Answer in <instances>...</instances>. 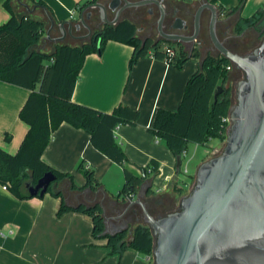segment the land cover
Segmentation results:
<instances>
[{
    "label": "crops",
    "instance_id": "obj_1",
    "mask_svg": "<svg viewBox=\"0 0 264 264\" xmlns=\"http://www.w3.org/2000/svg\"><path fill=\"white\" fill-rule=\"evenodd\" d=\"M5 1L0 0V24L11 17L10 11L4 6ZM43 1L52 9L53 15L46 7L31 0H13V3L19 12L44 17L49 26L48 12L54 17L56 25L51 29L50 37L46 36L53 47L59 42L55 38L62 34L58 24L64 20L76 22L80 11L91 2ZM109 1L104 0L106 3ZM214 3L224 10V20L236 19L233 30L235 37L240 38L248 31L253 35L254 43L260 41L264 32V17L254 24H247L243 19H252L257 16L258 10H264V0H246L242 5L241 0H215ZM88 12L93 13L89 18ZM114 13L110 11L109 15L114 16ZM85 18L92 32L104 25L98 8H87ZM88 31L85 27L74 29L72 33L66 34L64 40L72 43L88 40L91 36L82 37ZM244 49H247L246 46H241L239 51ZM133 50L134 47L129 43L108 40L103 52L88 54L76 83L73 100L104 112L113 111L121 103L140 111L137 124L119 125L115 136L129 160L126 166L135 174L142 175V167L152 168L153 161L157 162L159 173L149 175L152 193L157 191L167 197L170 187H174V184L183 187L181 181L186 179L179 177L176 156L151 127L158 109H178L188 80L201 66V57H190L178 68L168 61L146 56L130 67ZM30 93L31 89L27 87L0 79V147L12 154L18 151L30 127L20 117ZM90 138L88 131L69 122L61 123L54 131L42 159L58 171L72 174L78 188H72L69 178L62 179L54 187L63 191L66 203L70 206L100 203L107 219V233H113L123 225L142 221L144 215L138 205L131 206L121 216L112 217L122 214L126 207L124 202L128 199L117 197L125 182L124 167L97 149ZM81 161L87 168L94 170L100 182L96 189L85 187L86 176L78 167ZM192 176L190 174L189 178ZM4 185L0 182V264H151L148 255L134 248L116 252L108 245L107 238H95L93 221L88 214L71 210L58 215L61 198L51 192L42 197L19 198L11 191L10 185L7 188ZM138 193L132 197L136 198ZM152 193H144L142 199L146 203L154 200ZM117 200L123 204L117 205ZM162 206L158 203L151 208L160 212Z\"/></svg>",
    "mask_w": 264,
    "mask_h": 264
},
{
    "label": "trees",
    "instance_id": "obj_2",
    "mask_svg": "<svg viewBox=\"0 0 264 264\" xmlns=\"http://www.w3.org/2000/svg\"><path fill=\"white\" fill-rule=\"evenodd\" d=\"M31 1L46 7L53 15L52 9L45 1ZM245 1L241 0V5ZM4 6L10 11L11 17L0 24V79L31 89L20 111V117L30 127L18 151L12 154L0 147V182L10 184L11 191L19 198L33 197L28 193L27 183H36L47 171H53L57 175L56 186L62 179L69 178L72 188H78L73 182L72 174L60 172L42 159L54 131L63 122L88 131L91 143L97 149L122 164L125 182L117 197L129 198L138 193L149 179L150 173H159V165L155 161L152 168L142 167L146 178L130 170L126 166L129 160L115 136L119 125L137 124L140 117L138 109L121 103L113 111L104 112L73 100L86 56L93 52H103L108 40L126 42L134 47L130 67L140 58L152 56L181 68L190 57L203 56L199 70L187 82L178 109H158L151 130L166 141L176 157L180 155L181 158L191 143L207 145L214 138H227V118L234 103L232 88L227 84L233 80L232 70L236 68L222 54L212 51L204 55L199 52L190 54L178 50L171 42H155L153 38H147L143 42L144 38L138 34L137 23L128 17L121 18L117 24H104L101 29L94 31L88 40L77 43L64 40L55 43L51 50H42L37 46L45 36L47 20L29 12H19L13 0H6ZM237 8L238 6L233 10ZM221 12L225 13L223 9ZM257 13L254 18H244L243 21L249 24L264 17V10H258ZM237 30H240V27H237ZM166 45L174 47L173 55L167 53ZM241 52L246 53V49ZM219 84L223 85L224 89L215 99L214 93ZM78 167L86 176L85 187L96 189L100 182L95 177L94 170L87 168L83 161ZM56 186L51 185L48 192L61 198L58 215L71 210L84 212L92 218L93 236L107 238V243L113 251L123 252L131 247L146 255H152L154 236L148 224L136 221L117 233H105L106 223L100 203L70 206L66 203L63 191L56 189ZM173 188L179 192L183 191V187L176 184ZM152 192L150 186L146 195ZM166 198L173 206L172 197ZM156 202L147 201L154 216L169 212L168 209L163 213L152 209Z\"/></svg>",
    "mask_w": 264,
    "mask_h": 264
},
{
    "label": "water",
    "instance_id": "obj_3",
    "mask_svg": "<svg viewBox=\"0 0 264 264\" xmlns=\"http://www.w3.org/2000/svg\"><path fill=\"white\" fill-rule=\"evenodd\" d=\"M190 2L197 5L191 34L165 31L167 10L162 0H110L108 3L91 0L80 11L76 22L64 20L58 24L62 34L55 39L62 42L68 32L82 27L89 30L82 37L92 36L85 18V10L89 7L98 8L103 24H117L126 8L154 3L160 10L158 32L166 42L197 41L202 15L205 10L210 11L209 35L214 47L244 74L237 83L236 100L230 108L226 145L221 153L198 166L195 183L181 198L177 209L154 216L142 194L138 193L136 198L130 196L124 202L126 207L122 214L112 217L123 215L133 205L141 208L154 236L152 264H234L259 260L264 258V34L251 51H235L218 34L217 24L224 19L220 8L210 0ZM110 11L115 12L112 19ZM92 14L88 12L87 17ZM48 16L51 24L46 36L50 37L56 20L49 12ZM147 38L151 37H145L143 42ZM200 60L202 63L203 56ZM223 89V85L217 86L215 99ZM181 165L179 155L176 157L177 173ZM141 170L146 178L145 170ZM56 180L53 171L45 172L36 183H27L29 195L44 196ZM151 185L152 180L147 179L142 186L145 193ZM116 204L123 202L117 200ZM127 227L123 225L109 234ZM107 231L106 227L105 233Z\"/></svg>",
    "mask_w": 264,
    "mask_h": 264
},
{
    "label": "flooded vegetation",
    "instance_id": "obj_4",
    "mask_svg": "<svg viewBox=\"0 0 264 264\" xmlns=\"http://www.w3.org/2000/svg\"><path fill=\"white\" fill-rule=\"evenodd\" d=\"M166 6V17L164 19V29L166 32H182L191 34L194 31V17L197 10V5L191 3L190 0H162ZM152 10V11H150ZM115 14V13H114ZM110 16L112 19L114 16ZM160 10L156 4H146L137 7L126 8L121 15V18L128 17L137 23L138 34L145 38L147 36L154 40L159 38L160 42H166L158 32V19ZM223 18V16H222ZM209 20L210 11L205 10L202 15V26L197 41H179L171 42L175 44L178 50L186 51L190 54L199 52L201 55L206 54L208 51L216 49L210 39L209 35ZM235 18L227 20L221 19L217 24V31L222 40L233 50L239 51L240 47L246 46V52L251 51L256 43L254 37L250 32H246L242 37L237 38L233 34L235 26ZM140 25V26H139ZM176 25V26H174ZM144 32V33H141ZM211 41V43H209ZM248 44L250 45L248 47ZM237 69V68H236ZM239 70V69H238ZM233 96H234V91ZM156 203H160L157 201ZM155 203V204H156ZM154 204V205H155ZM156 206V205H155ZM234 264H264V258L254 260L251 262H235Z\"/></svg>",
    "mask_w": 264,
    "mask_h": 264
},
{
    "label": "rangeland",
    "instance_id": "obj_5",
    "mask_svg": "<svg viewBox=\"0 0 264 264\" xmlns=\"http://www.w3.org/2000/svg\"><path fill=\"white\" fill-rule=\"evenodd\" d=\"M48 26H49V22H47V27ZM141 33H144V32L141 31ZM261 39H262V37H261ZM261 39H260V41H261ZM260 41H258L254 45V47L257 46L260 43ZM209 43H211V41ZM254 47H252V48H254ZM37 48L42 49V50H47V51L53 49V44L51 42H49V40L46 37V34H45L42 42L37 46ZM213 52L219 53L217 49H213ZM232 74H233V80H231L229 82V84H227V85H230L232 88V91H234V101H235L236 100L237 83L240 79L243 78L244 74L241 70H238V69H233ZM226 139L219 140L217 138H214L211 141H209L207 145H199L198 146V145H195V143L194 144L191 143L189 145L188 153L186 156L183 157V166L181 165V171L179 172V177L184 178V180L186 179V181H181V184L184 185L183 191L179 192L177 190H174L173 186L170 187V190L168 191V196L172 197V199L174 200L173 201L174 205L171 206V204L168 201V199H170V198L168 197V199H167L165 197L166 195L164 193H157V191H155L151 195L152 198H154V200L160 201V203L163 205L160 212L163 213V211L165 209H168V211L170 212L171 209L173 211L179 207L181 198L184 195L189 193V191L191 190V187L195 183V173H196V170H197L198 166L200 165V163L202 161H205V160L221 153L223 151L225 145H226ZM186 166L188 168V172H185V170H184V168ZM190 174L193 175L191 178H189ZM55 183H56V181L52 183V186H54ZM178 183H180V181ZM140 193L143 195L145 193V189L143 188L142 191H140ZM142 222L147 224L145 217L142 218ZM126 223H128V220H126ZM152 262H153V256L151 259V264H152Z\"/></svg>",
    "mask_w": 264,
    "mask_h": 264
},
{
    "label": "built area",
    "instance_id": "obj_6",
    "mask_svg": "<svg viewBox=\"0 0 264 264\" xmlns=\"http://www.w3.org/2000/svg\"><path fill=\"white\" fill-rule=\"evenodd\" d=\"M165 49H166V51H167V53H168L169 55H173V54L175 53V49H174V47H172V46L166 45V46H165ZM228 68L230 69L231 66H228ZM227 120L229 121V117L227 118ZM187 153H188V150H185V151L183 152V157L186 156ZM183 157H182V166H183ZM184 170H185V172H188V168H187V166L184 168ZM8 185H10V184H5V185H4V188H7ZM131 196H133V195H131ZM148 259L151 260V259H152V255H148Z\"/></svg>",
    "mask_w": 264,
    "mask_h": 264
}]
</instances>
